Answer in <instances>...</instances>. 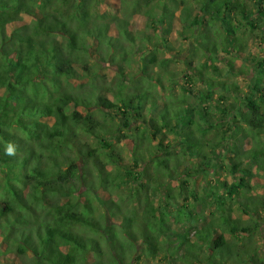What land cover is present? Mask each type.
Masks as SVG:
<instances>
[{
    "label": "trees",
    "instance_id": "1",
    "mask_svg": "<svg viewBox=\"0 0 264 264\" xmlns=\"http://www.w3.org/2000/svg\"><path fill=\"white\" fill-rule=\"evenodd\" d=\"M141 12L146 26L136 29ZM261 18L264 0H0V264L157 257L174 223L197 220L202 174L217 225L190 227L186 254L165 263L264 264L259 246L246 254L237 240L264 220L253 183H264V51L251 57L238 34L245 25L264 42ZM175 36L197 37L195 55H211L189 59L188 85L170 70ZM213 56L235 73L252 64L254 84L218 78Z\"/></svg>",
    "mask_w": 264,
    "mask_h": 264
},
{
    "label": "rangeland",
    "instance_id": "2",
    "mask_svg": "<svg viewBox=\"0 0 264 264\" xmlns=\"http://www.w3.org/2000/svg\"><path fill=\"white\" fill-rule=\"evenodd\" d=\"M248 2L250 4H253L254 0H248ZM234 22L236 24L238 23L237 21H234ZM260 22L263 24L264 18H261ZM132 23L136 29H138V28L144 29L146 26V18L142 12L138 13L137 15H135V17H133ZM177 24L178 23L175 24L176 28L181 27L180 25L177 26ZM216 28L221 29V25L218 21L216 22ZM257 31H256V33H257ZM238 34H240V36L244 37L246 52L250 53L251 57L253 55L260 54L261 51H264L263 40L259 39L260 37L259 36L257 37L249 29V27L242 25L241 28L238 29ZM175 37H176V44L178 46V49L180 48L181 54H175L174 50H173L174 52H172V51L168 52L169 54L173 53L174 59H177L170 66V70L178 73L177 78L175 80H177V81L183 80L188 85V83H190V82L181 77V71L183 70L184 67L190 68L189 59L194 57L195 52H196V45H199L200 42H198V41L200 39L197 38L198 35H197V37L193 36L191 41L188 39H184L183 41H181L180 36H179V38H177V36H175ZM204 51L205 50H202V51L198 50V54L195 55V57H194V59L196 60V63H198V64L207 63L208 58H209V56L211 57V55H208L207 58H205V55H207L208 53L206 52L207 53L206 54ZM219 52H220L221 56L226 55V53L223 51H219ZM222 57H225V56H222ZM212 58H213V60L217 61V64H218L217 67L222 69L224 72V74H222V75L219 74L218 78L224 79L225 81H227V83L235 82L238 85H240L241 89L244 91L249 90L250 87L254 84V82L256 80V72H255L254 66L252 64L249 63L248 66L245 67L244 62L242 60L236 59V61H235L236 66L245 67L244 73L240 74V73H235L234 70H229V67L224 62L223 58L216 59V56H213ZM135 68H136V66H135ZM106 70L109 72L110 75L113 72L111 69H108V68H106ZM213 74L215 75L216 73L214 72ZM214 75H212V76H214ZM106 79L107 78L104 77V80H106ZM199 85H200L199 87H201V89L205 87L201 83H199ZM197 88L198 87H196L195 90H197ZM169 89L167 91L164 90V92H166V95L170 94L169 96H172V90H169ZM191 96H192L191 99L195 100V98H196L195 95L192 94ZM227 99H228V97H227ZM181 110L183 111L182 113L184 114L185 108L182 107ZM218 113H219V111H218ZM212 135H213V133H210L208 136L210 137ZM166 137L169 140H171V139L173 140V142H174L173 146H174V148H177V151H178L180 149V146L182 145V143L178 142L177 140L174 141L175 134L174 133H167ZM89 141L91 142V144L93 146H99L101 148V150H103V151L109 150V148L103 147L102 143H99L97 141V139L94 137H89ZM118 141H119L118 136L111 139V143H114L116 146L119 145ZM156 144H157V141L152 140L151 145L154 146ZM193 161H194V163H197V159L193 158ZM221 171H222V169H221ZM226 176L229 179V175L226 174ZM211 181L212 180L204 177L202 174L199 176V178L197 179V183L195 184L196 188H197V194L199 195V197H202L205 199V200L201 199L200 201H197L196 207H194L192 209L194 212L193 216L196 217L197 220L191 224H188V225L181 224V223H174L173 228H172V234L166 235L165 237L162 238L163 242H161V245L162 244L163 245H162V249H161L159 255L157 257H152V256H148L146 253H143V252L141 253V251H140L141 257L138 260L135 259L136 264H166L165 262L167 260L168 261L172 260V257H171L172 253H176L179 255H185L186 254V240L184 239V237L186 236V233L190 230V227H195V226L201 227L204 224H210L213 222L217 225L218 209L216 208L215 200L213 199V195L211 194L212 192L208 191V190H210L209 187H210ZM257 182L259 183V185L257 184ZM253 183H255V185L259 186V187H257V189L260 192L261 191L264 192V183H260L256 179H254ZM128 186L127 187L123 186L122 188L118 189L119 192H121V194H124V196L126 198H127V195L131 191V189H129ZM182 198H183V203H185V201H186L185 198L183 196H182ZM189 198L191 200L194 199L191 196H189ZM231 202L232 201L230 199L229 203H231ZM136 205L137 204L135 201H132V204L130 203V207H137ZM233 208H234L237 216H242L243 219H245L244 217H246V216H244L241 213V210L238 208V205L233 203ZM137 209H139V211H142V209H143L142 205H139ZM246 221H248V219ZM218 228L220 229V231L224 230L228 234L229 238H231L230 232L228 230L223 229V227H218ZM193 230L194 229L192 228L191 233L193 232ZM237 240L241 244L247 245L250 247L245 251L246 254H252L251 251H257V249H258L257 247L259 246L262 250L263 255H264V220H260L259 225L257 227V231H255L251 237L247 236L243 240H240V239H237ZM180 241H183V244H180Z\"/></svg>",
    "mask_w": 264,
    "mask_h": 264
},
{
    "label": "clouds",
    "instance_id": "3",
    "mask_svg": "<svg viewBox=\"0 0 264 264\" xmlns=\"http://www.w3.org/2000/svg\"><path fill=\"white\" fill-rule=\"evenodd\" d=\"M7 151H8L9 153H11V152L13 151V149H12L11 147H9V148L7 149Z\"/></svg>",
    "mask_w": 264,
    "mask_h": 264
}]
</instances>
